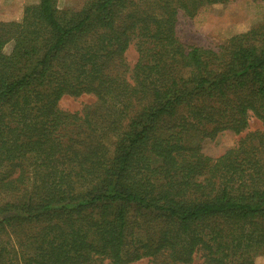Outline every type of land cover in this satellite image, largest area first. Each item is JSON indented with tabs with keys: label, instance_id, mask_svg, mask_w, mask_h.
<instances>
[{
	"label": "trees",
	"instance_id": "1",
	"mask_svg": "<svg viewBox=\"0 0 264 264\" xmlns=\"http://www.w3.org/2000/svg\"><path fill=\"white\" fill-rule=\"evenodd\" d=\"M229 1L38 0L0 20V264L264 257V20L216 48L177 30ZM227 130L246 133L206 154Z\"/></svg>",
	"mask_w": 264,
	"mask_h": 264
},
{
	"label": "rangeland",
	"instance_id": "2",
	"mask_svg": "<svg viewBox=\"0 0 264 264\" xmlns=\"http://www.w3.org/2000/svg\"><path fill=\"white\" fill-rule=\"evenodd\" d=\"M38 0H0V20H20L27 5L37 3ZM83 0H58L59 9L81 7ZM264 20V0H232L226 3H215L201 6L194 16L178 14L177 30L183 41L197 46L216 48L232 35L245 32ZM12 43L5 47L9 52ZM127 61L133 64L137 58V51L132 44L127 52ZM96 101L93 94L80 96L65 95L60 100V107L65 111H80L85 105ZM263 129V125L256 118H252L248 131ZM246 132L235 134L223 131L213 139L202 141V148L206 154L217 156L237 144ZM104 264H113L105 260ZM130 264H152L149 258ZM191 264H205L200 253L195 254ZM254 264H264V257H258Z\"/></svg>",
	"mask_w": 264,
	"mask_h": 264
}]
</instances>
